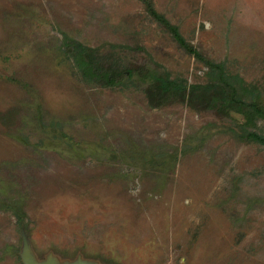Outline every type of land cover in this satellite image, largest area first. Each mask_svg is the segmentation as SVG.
I'll use <instances>...</instances> for the list:
<instances>
[{"label":"rangeland","instance_id":"rangeland-1","mask_svg":"<svg viewBox=\"0 0 264 264\" xmlns=\"http://www.w3.org/2000/svg\"><path fill=\"white\" fill-rule=\"evenodd\" d=\"M152 2L205 56L264 87V0ZM64 34L204 81L142 0H0V264H23V230L40 258L264 264V145L213 112L89 84ZM253 121L241 127L264 138Z\"/></svg>","mask_w":264,"mask_h":264},{"label":"trees","instance_id":"trees-1","mask_svg":"<svg viewBox=\"0 0 264 264\" xmlns=\"http://www.w3.org/2000/svg\"><path fill=\"white\" fill-rule=\"evenodd\" d=\"M142 1L153 18L172 33L185 52L206 67L204 81L190 83L183 76H173L170 70L152 58L139 64L128 62L125 55L118 52L124 50L125 45L110 44L109 50L103 51L101 47L88 46L64 34L61 45L82 79L105 89L140 88L155 109L181 104L199 113L213 112L229 122V128H238L240 137L247 142L264 145V138L241 127L254 122L253 114L264 119V87L231 71L225 61L217 62L205 56L184 37L178 25L158 12L152 0ZM127 48L132 49L130 46ZM15 214L19 222L22 221L21 215Z\"/></svg>","mask_w":264,"mask_h":264},{"label":"water","instance_id":"water-1","mask_svg":"<svg viewBox=\"0 0 264 264\" xmlns=\"http://www.w3.org/2000/svg\"><path fill=\"white\" fill-rule=\"evenodd\" d=\"M22 238L20 258L23 264H102L98 260L85 258L82 254H78L74 259H71L62 258L54 252H49L44 258H40L24 230Z\"/></svg>","mask_w":264,"mask_h":264}]
</instances>
